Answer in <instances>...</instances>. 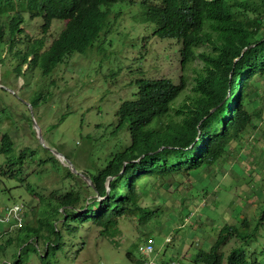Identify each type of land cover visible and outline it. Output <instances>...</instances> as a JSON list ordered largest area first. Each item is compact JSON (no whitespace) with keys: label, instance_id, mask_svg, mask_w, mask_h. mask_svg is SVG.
I'll use <instances>...</instances> for the list:
<instances>
[{"label":"trees","instance_id":"16d2710c","mask_svg":"<svg viewBox=\"0 0 264 264\" xmlns=\"http://www.w3.org/2000/svg\"><path fill=\"white\" fill-rule=\"evenodd\" d=\"M136 2L141 7V21L154 26L153 36L179 45L182 73L178 82L169 78L139 81L136 98L123 101L116 112L119 126H126L129 142L119 144L104 165L93 166V174H83L89 184L67 171V176L77 179L76 188L47 198L37 194V217L21 204L4 205L2 218L9 212L15 224L16 215L24 216L23 229H15L5 242L18 245L19 264L37 244L43 246L37 252L40 264H60L57 255L66 246L63 232L70 228L78 232L81 223L99 228L103 234L114 231L120 218H134L139 225L158 219L166 201L164 194H158L159 187L166 190L175 183L174 177L184 178L218 164L229 148L264 121L258 108L264 83V0H0V66H4L3 55L12 54L13 71L25 80L26 87L29 73L48 76L72 55L84 53L98 38L110 35V28H104L113 4ZM26 18L41 20V36L54 21L64 22V27L48 46L42 37L31 40L25 36L22 41L21 26ZM197 60L202 61V71H194L190 94L174 108L173 103L190 84L183 71ZM45 101L44 92L38 90L28 103L34 109ZM7 132L0 131V175L15 179L27 153L14 159L17 138ZM157 181L162 184L157 186ZM145 188L154 194L145 196ZM3 190L8 193L10 188ZM90 195L94 196L88 199ZM148 196L151 204L160 203L142 206ZM259 208L256 217L241 219L239 226L223 225L207 250L198 249L192 255V263L264 264V204ZM230 241L235 246L225 254ZM3 254L0 245V256Z\"/></svg>","mask_w":264,"mask_h":264},{"label":"rangeland","instance_id":"374dc122","mask_svg":"<svg viewBox=\"0 0 264 264\" xmlns=\"http://www.w3.org/2000/svg\"><path fill=\"white\" fill-rule=\"evenodd\" d=\"M109 10L104 31L110 28V35L98 38L84 53L72 55L48 76L41 77L39 71L29 73L27 77L31 79L26 87L25 80L13 71L12 54L3 55L0 111L6 110L0 113L4 117L0 119V131L7 129L9 135L17 138L14 159L20 158L23 151L27 154L22 156L23 166L17 178L0 175L2 205L21 204L28 214L32 212L37 217L40 215L37 194L47 198L76 188L78 181L71 176H81L89 184L83 174H93V166L104 165L119 144L121 147L129 142L126 126H119L116 112L123 101L136 98L139 81L169 78L175 84L178 82L182 73L179 45L174 40L153 36L154 26L141 21L139 3H116ZM40 25V19L26 18L20 40L24 41L25 36L31 40L42 37L48 46L64 22L54 21L43 36L39 34ZM202 67V61L197 60L183 71L190 84L186 93L173 103L174 108L190 94L194 71H202ZM262 88L258 108L264 117V83ZM38 90L44 92L46 101L29 109L23 103L29 104ZM34 123L40 129L42 143ZM253 123L256 125L257 121ZM31 151L35 154L31 155ZM2 161L0 158V164ZM67 171L71 176H67ZM174 180L166 190L158 188V194H164L166 201L161 206L160 217L147 225H139L134 218H120L116 229L108 233L101 234L99 228L84 223L78 224V232L71 228L63 232L62 242L66 246L57 255L60 264H138L139 244L149 236L154 239V258L159 263L176 260L193 264L192 255L198 249L207 250L223 225L239 226L241 219L256 217L259 206L264 204V121L229 148L218 164L193 171L184 178L176 176ZM4 188L10 191L4 192ZM148 193L154 191L145 188V196ZM159 203L156 200L151 204L148 196L141 205ZM70 225L76 224L71 221ZM13 231V227L0 222V245L4 248L1 264H19L18 245L5 244L14 236L15 233L8 234ZM232 246L234 241L224 248V253ZM41 248V244L30 247L21 264H40L37 252Z\"/></svg>","mask_w":264,"mask_h":264},{"label":"clouds","instance_id":"9594fccd","mask_svg":"<svg viewBox=\"0 0 264 264\" xmlns=\"http://www.w3.org/2000/svg\"><path fill=\"white\" fill-rule=\"evenodd\" d=\"M1 86H2V85H1ZM0 89H2V88H0ZM12 94H14V91H13ZM196 138H198V137H196ZM3 207H4V205H2V203L0 202V222H4V223L10 225L11 227L14 228V230H15V229H20V228H22V227H23L22 222L24 221V216L19 217V216L16 215L17 222L14 224V223H12V219L9 218V212H7L3 218L1 217V215H2V213H3ZM12 210H13V212L17 213V212H18V207H17V206H14V207L12 208ZM14 232H16V231H13V232L8 233V234H12V233H14ZM147 238H152V237H150V236H149V237H145V238L142 240V242L139 244V246H140V245H141V244H142ZM152 239H153V238H152ZM153 241H154V239H153ZM166 241L168 242L169 239H166ZM38 245H39V244H37L36 247H38ZM138 248H139V247H138ZM154 249H155V242H154ZM38 251H39V250H38ZM41 251H43V246H42V248H41ZM41 251H40V252H41ZM155 255H156V249H155ZM155 255H154V257H155ZM154 261H155V262H158L157 260H155V258H154ZM172 261H176V260L164 261L163 263H169V262H172ZM176 262H179V261H176ZM158 263H159V262H158ZM179 263L182 264L181 262H179ZM138 264H143L142 259H141V262H138Z\"/></svg>","mask_w":264,"mask_h":264},{"label":"built area","instance_id":"2783aa9c","mask_svg":"<svg viewBox=\"0 0 264 264\" xmlns=\"http://www.w3.org/2000/svg\"><path fill=\"white\" fill-rule=\"evenodd\" d=\"M143 264H180L172 261L169 263H158L154 261L155 249L152 238H147L138 248Z\"/></svg>","mask_w":264,"mask_h":264},{"label":"water","instance_id":"95a60500","mask_svg":"<svg viewBox=\"0 0 264 264\" xmlns=\"http://www.w3.org/2000/svg\"><path fill=\"white\" fill-rule=\"evenodd\" d=\"M0 88H4L3 86H1L0 85ZM11 93H13L12 91H11ZM27 106L29 107V109H31V106L29 105V104H27ZM215 109H213L212 111H214ZM34 129H37V138L39 139V141L42 143V138H41V132H40V129L38 128V126L34 123ZM192 146H194V144L192 145ZM55 154V156L56 157H58V158H62V156L60 155V154H58V153H54ZM63 159V158H62ZM63 165L64 166H69V163L68 162H63ZM88 180V179H87Z\"/></svg>","mask_w":264,"mask_h":264},{"label":"bare ground","instance_id":"6f19581e","mask_svg":"<svg viewBox=\"0 0 264 264\" xmlns=\"http://www.w3.org/2000/svg\"><path fill=\"white\" fill-rule=\"evenodd\" d=\"M12 218V217H11ZM25 227V226H24ZM22 229H23V227H22Z\"/></svg>","mask_w":264,"mask_h":264}]
</instances>
